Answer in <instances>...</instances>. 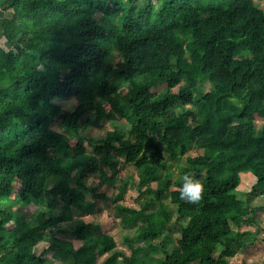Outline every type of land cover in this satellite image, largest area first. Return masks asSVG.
<instances>
[{
	"label": "trees",
	"instance_id": "16d2710c",
	"mask_svg": "<svg viewBox=\"0 0 264 264\" xmlns=\"http://www.w3.org/2000/svg\"><path fill=\"white\" fill-rule=\"evenodd\" d=\"M0 10V264H50L35 249L44 238L62 264L105 253L99 264H232L255 243L258 206L237 187L251 171L250 193L264 194L263 5L1 0ZM107 121L129 127L86 136ZM121 160L139 170L134 204L119 206L141 242L130 253L72 213L124 194ZM186 172L204 184L199 203L180 198ZM30 202L32 219L9 206Z\"/></svg>",
	"mask_w": 264,
	"mask_h": 264
},
{
	"label": "rangeland",
	"instance_id": "374dc122",
	"mask_svg": "<svg viewBox=\"0 0 264 264\" xmlns=\"http://www.w3.org/2000/svg\"><path fill=\"white\" fill-rule=\"evenodd\" d=\"M1 1V0H0ZM258 3L264 6V0H257ZM4 12L0 10V16ZM4 44V42H3ZM176 108L181 109L183 106V101L181 99H176ZM193 104H187V106H192ZM73 107V104H70ZM116 124H120L124 127H129V124L124 122H105V128H94L89 127L86 129V136L89 138H98L107 130L115 127ZM263 121L257 122V129L261 128ZM89 138H85L84 142L88 146V150L92 152L94 146L90 143ZM190 153L196 154L197 151L193 148L190 149ZM118 174L122 177L124 181L125 192L123 195H119V189H112L109 192L107 200H101L98 202L95 209L91 212L81 214L80 210L73 208L72 213L76 218H84L86 221H101L103 228L113 234L117 240L118 248L130 253L132 250V245H137L139 242L134 236L135 227H130L122 222L121 212L119 211L120 204L132 203L134 204V197L138 195V183H139V170L134 164L125 162L121 160L117 164ZM174 173L175 171L172 170ZM241 182L237 187V191L240 196L251 204L258 206V218L261 220V226L252 227L258 234V239L255 243L248 248H239L238 253L235 256L230 257V262L232 264H264V194L259 196H254L250 193L252 186L257 181L255 174L251 171L241 172ZM14 210L20 211L27 215L29 219L33 218L34 211L38 208L35 202H30L29 204L23 206L17 203H9ZM172 209L171 218L174 221L176 219V208L170 206ZM69 222L63 221L61 227L64 229H69ZM173 234V233H171ZM175 235H179L175 232ZM76 245H80V242L76 241ZM37 253H44V255L49 260L50 264H62V261L53 257V248L50 245V238H44L35 247ZM105 254L100 255L98 263L103 260Z\"/></svg>",
	"mask_w": 264,
	"mask_h": 264
},
{
	"label": "clouds",
	"instance_id": "9594fccd",
	"mask_svg": "<svg viewBox=\"0 0 264 264\" xmlns=\"http://www.w3.org/2000/svg\"><path fill=\"white\" fill-rule=\"evenodd\" d=\"M179 191L182 200L190 204H196L203 198L204 184L194 172H186L181 177Z\"/></svg>",
	"mask_w": 264,
	"mask_h": 264
},
{
	"label": "crops",
	"instance_id": "0c3cea01",
	"mask_svg": "<svg viewBox=\"0 0 264 264\" xmlns=\"http://www.w3.org/2000/svg\"><path fill=\"white\" fill-rule=\"evenodd\" d=\"M244 172H246V171H244Z\"/></svg>",
	"mask_w": 264,
	"mask_h": 264
}]
</instances>
